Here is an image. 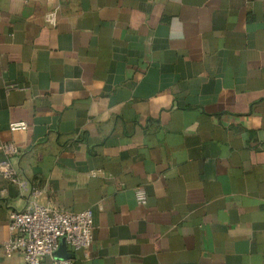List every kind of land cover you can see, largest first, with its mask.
<instances>
[{
  "label": "crops",
  "instance_id": "obj_1",
  "mask_svg": "<svg viewBox=\"0 0 264 264\" xmlns=\"http://www.w3.org/2000/svg\"><path fill=\"white\" fill-rule=\"evenodd\" d=\"M11 141L0 264L34 201L93 210L74 264H264V0H0Z\"/></svg>",
  "mask_w": 264,
  "mask_h": 264
},
{
  "label": "built area",
  "instance_id": "obj_2",
  "mask_svg": "<svg viewBox=\"0 0 264 264\" xmlns=\"http://www.w3.org/2000/svg\"><path fill=\"white\" fill-rule=\"evenodd\" d=\"M59 18V7L51 9L45 16L48 23L55 25ZM28 124L24 121L10 123L11 130H24ZM0 153L5 158L0 160V178H5L20 186L24 185L11 156L19 153L16 142L0 143ZM36 200L43 194V189L31 190ZM137 197L145 201L146 192L142 186L137 188ZM94 212L91 208L73 211L59 209L53 205L39 204L37 201L21 210H13L9 216L8 227L13 233L12 240L6 245L9 254L21 250L24 264H74L71 258H56L54 252L64 239L73 251L88 250L94 241ZM51 258L48 263L46 258Z\"/></svg>",
  "mask_w": 264,
  "mask_h": 264
},
{
  "label": "water",
  "instance_id": "obj_3",
  "mask_svg": "<svg viewBox=\"0 0 264 264\" xmlns=\"http://www.w3.org/2000/svg\"><path fill=\"white\" fill-rule=\"evenodd\" d=\"M54 256L56 258H71L74 256V254L70 251L66 241L63 239L61 241L60 247L57 251L54 252Z\"/></svg>",
  "mask_w": 264,
  "mask_h": 264
}]
</instances>
